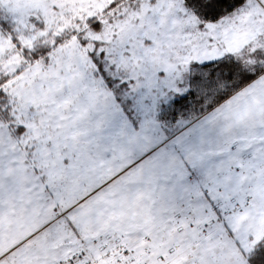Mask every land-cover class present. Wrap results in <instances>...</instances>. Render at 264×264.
Listing matches in <instances>:
<instances>
[{"label": "snow or ice", "instance_id": "obj_1", "mask_svg": "<svg viewBox=\"0 0 264 264\" xmlns=\"http://www.w3.org/2000/svg\"><path fill=\"white\" fill-rule=\"evenodd\" d=\"M0 264H264V0H0Z\"/></svg>", "mask_w": 264, "mask_h": 264}]
</instances>
